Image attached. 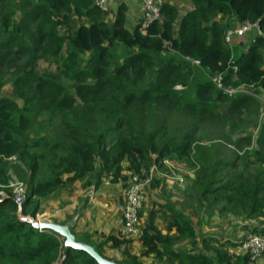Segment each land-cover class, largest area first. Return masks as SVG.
<instances>
[{
	"label": "trees",
	"instance_id": "trees-1",
	"mask_svg": "<svg viewBox=\"0 0 264 264\" xmlns=\"http://www.w3.org/2000/svg\"><path fill=\"white\" fill-rule=\"evenodd\" d=\"M18 1L14 7L10 0H0V73L6 66L10 69L16 56L31 55L32 61L14 72L13 96L3 95L6 83L0 76V264H101L87 251L67 247L65 238L55 237V230L39 231L34 221L41 211V200L76 181L85 180V187H90L93 173L98 185L105 173L112 176L113 183L120 179L126 182L125 162L129 163L128 171L144 179L155 166L166 165L165 160L192 162L206 152L197 140L200 125L226 117L234 119L254 106L260 107L253 95L231 98L212 78L222 74L227 86L253 85L257 94L264 93V37L248 41V49L237 56L225 42L233 18L259 21L264 31V0H165L162 20L144 30L139 24L133 29L127 26L124 3L111 22L96 0ZM178 2L191 3L193 8L181 16ZM18 11L23 14L20 22L14 19ZM27 22L37 26L30 28ZM118 46L123 48L124 57L112 67L113 51ZM38 52L63 61V74L75 84L73 91L60 77L42 76L37 71ZM164 52L176 56L159 61ZM87 53L88 63L81 67V56ZM186 56L200 61L198 67L208 80H196V65ZM152 72L157 76L141 86ZM191 83H198V100L183 103L176 88ZM18 99L24 100V107ZM79 100L84 103L81 107L77 106ZM224 100L229 103L225 114L219 106ZM181 109L193 118L172 136L169 112ZM42 113L60 119L54 143H48L47 134L35 128L41 125L37 119ZM32 135L38 137L30 140ZM262 135L264 126L256 140L259 160L252 169L238 170L237 159L203 164L196 180V185L203 186L200 201L205 198L212 206L223 204L222 213L246 222L264 220ZM253 142L254 136L248 134L236 144L243 148V144ZM235 150L241 154L239 148ZM16 157L26 168L16 172L27 180L29 188L22 206L14 201L9 188L11 172L16 168L10 160ZM44 170L48 175L39 181V171ZM64 175L70 176L68 183ZM123 186L127 188V184ZM177 206L169 198L154 200L148 219L143 221L139 238L143 249L138 255L130 251L133 239L121 234L88 244L110 261L104 247L123 248V260H113L118 264H143V258L157 264H259L264 254L253 260L241 248L244 240L237 247L239 252H231L218 239L220 232L205 234L204 217L196 221ZM249 228L253 232L246 239L260 230L259 226Z\"/></svg>",
	"mask_w": 264,
	"mask_h": 264
},
{
	"label": "rangeland",
	"instance_id": "rangeland-1",
	"mask_svg": "<svg viewBox=\"0 0 264 264\" xmlns=\"http://www.w3.org/2000/svg\"><path fill=\"white\" fill-rule=\"evenodd\" d=\"M11 6L14 5L16 7L17 4H19L18 0H10ZM176 4V2H174ZM181 2L177 3V6L181 9L184 8L182 6ZM182 6V7H181ZM20 8H23L21 5ZM29 9V8H27ZM22 11H18L14 15V19L18 22L22 21ZM112 15L110 12H107L106 19L109 21H113ZM27 26L30 28H35L37 26L36 23L27 22ZM232 22H230L229 28H232ZM62 31L64 32L65 29L62 28ZM245 40V41H244ZM248 41L246 39H236L234 41V44L232 45L234 56H237L239 54V50H243L246 47H248ZM238 47V48H237ZM113 55L115 56V59H112L111 66L114 67L115 62H122L124 50L121 46H118L114 49ZM176 56L173 52H164L162 53V58L159 59V61H168V59L172 56ZM38 57L35 68H37V71L41 73L42 76L49 75H56L60 77L61 83L67 87L69 90L73 91V87L75 84H73L70 80L66 78V76L63 74V61H57L56 59L52 58L48 55H43V53L38 52L36 54ZM32 56L29 57L25 56H16L11 63V67L8 70V67L6 66L1 70L0 76L4 77V81L6 83V87L3 90L4 96H13L14 92V77L17 74H14L15 71H18L20 67H24L28 61H32ZM90 58V53H87L86 55H82L80 59V65L81 67H85L88 63V60ZM111 67V68H112ZM196 80L198 82H202L204 80H208L207 74L198 66H196ZM157 76V74L152 72L151 76L145 79L143 84L141 86H145L147 82L150 80V78H154ZM197 84H192L183 87L181 85L177 86V90L181 93L183 96V103L186 102H196L197 94ZM262 96H264V93H262ZM241 96L234 97L238 99ZM264 98V97H262ZM259 101L260 107L254 106L250 111H246L242 115L235 117L234 119H231L230 117H226L224 120H217L213 121L210 120L206 124H202L199 126L198 133H197V140L205 147L206 152L204 154H198L192 162L185 161V160H178V159H169L170 160V166L162 165L159 167V170L153 171V182L150 185V189L152 191H157L153 194L156 198V200H167L168 198L175 202L177 208L183 210L185 213L189 215V217H193L196 221L201 220L204 217V221L206 220V232L205 234H209L212 232H220L218 233V239H220L224 244H226V249L231 250V252H236L239 250L237 247L240 246V243L245 240L249 234L252 231L250 229V226H259L260 230L258 234H263L264 232V220L263 219H250L249 222H246L243 220V218L234 216V214H227L222 213L223 204H217L215 206L210 205L207 203V200L205 198L200 201L199 197V191L202 185L198 186L196 185L197 176L201 173L200 168L203 167L204 163H207L208 165H215L216 163H221L222 161H234L237 159L239 169L247 171L246 169H252L254 165L257 164L259 157L256 154V151L259 149L257 147L256 140L260 136V133L262 131V127L264 126V103L263 99H257ZM23 107L25 105L24 100H17ZM33 102L29 105V108L32 107ZM84 103L79 100L77 103V106H83ZM104 106V105H103ZM220 106V112L225 114L226 110L229 106V103L224 100V102L219 103ZM259 109V110H258ZM169 112V111H168ZM170 116L168 117L169 120V131L172 134V136L176 135V133L179 132V130L186 125V123L191 120L193 117L191 115H185L183 114V110H173L172 112H169ZM35 112H31L30 115H35ZM100 116L99 114H97ZM97 116V118H98ZM37 122L41 125H35V128L40 129V132H45L46 135V141L48 143H54L58 135V130L60 128V119L58 116L50 117V114L48 113H42L41 116L37 119ZM46 128V129H45ZM39 134L38 136L40 138L44 137V134ZM32 134H36L32 133ZM248 134H251L254 136V142L251 145L243 144V148L238 147V140L241 137H245ZM38 136H35L36 138ZM263 139H264V135ZM34 135H32L30 140H33ZM42 144L45 145V141H42ZM239 148L241 150V154H239L235 149ZM36 150V149H34ZM238 157V158H237ZM264 158V153L263 156ZM198 159H205V162L199 163ZM210 159V161H208ZM12 162V165L16 167L11 172V181L20 180L27 184V180H22L18 173L16 172L17 169H22L24 172L26 171L25 166L19 164V160L16 158H13L10 160ZM124 171L123 176L127 178V181L125 182L123 179H120L119 183L124 185L127 184V187L130 183V181L136 177L140 179L141 178L138 174H133V172L128 171L129 163H124ZM47 168L43 167L42 169ZM152 175V173L150 172ZM148 176H151V175ZM48 175L47 171L44 170L43 172L39 171L38 180L40 181L44 176ZM105 175V182L112 181V176ZM103 175V176H104ZM69 175H64V182H67ZM90 178L97 179L96 174L93 173ZM110 178V179H109ZM82 182V183H81ZM68 183V182H67ZM113 183V182H112ZM118 183V182H117ZM155 183V184H153ZM76 182L68 187H64V190H67L68 192H74L75 188H84L85 187V180L80 181L77 185H75ZM120 184H116L117 186L121 187ZM28 185V184H27ZM75 186V187H74ZM197 186L199 189L196 191ZM113 187V186H111ZM126 188V187H125ZM124 188L123 194H125L126 189ZM85 189V188H84ZM4 194L6 191H3ZM159 192V193H158ZM158 193V194H157ZM52 197V196H51ZM50 197V198H51ZM150 201H152V197L150 196ZM49 200H41L42 207L41 211L38 213L35 222L43 221V214H45L47 211V201ZM149 197L147 199V196L145 198L144 207L148 205L149 203ZM144 213V208L141 212V219L142 214ZM215 215V217H214ZM38 218V219H37ZM250 223V225H249ZM142 228H143V221H142ZM256 234V233H255ZM235 246V247H234ZM206 248V247H205ZM240 252H244L242 249ZM259 264H264V255L258 260ZM261 261V262H260ZM157 264V263H154Z\"/></svg>",
	"mask_w": 264,
	"mask_h": 264
},
{
	"label": "crops",
	"instance_id": "crops-1",
	"mask_svg": "<svg viewBox=\"0 0 264 264\" xmlns=\"http://www.w3.org/2000/svg\"><path fill=\"white\" fill-rule=\"evenodd\" d=\"M123 3L127 9V26L133 29L140 23L141 7L137 0H113L109 5V12L113 16L112 19L114 21L118 8ZM181 4L184 6L183 9L179 7L181 16L193 8L191 3ZM231 22V27H235L240 23L235 18H233ZM246 40L250 41L249 38H246ZM247 49L248 47L239 50V54ZM104 180L105 175L102 177L99 185L97 179H92L90 187H84L85 189L75 188L73 193L64 189L56 192L47 201L48 208L46 209V213L50 215L45 217L47 222L49 221L57 227L68 228L69 233L74 237L78 245L89 246L94 250L95 247L88 243L99 244L111 234L120 235L124 225V186L119 182L112 183L111 180L108 182ZM78 183H80V181H76L75 185ZM116 184H120L121 187ZM152 190L150 188L146 189V196L147 199L149 197V203L144 207V213L142 214V221L144 222L148 219L149 210L154 200H156V198H153L156 194L153 193L157 191ZM150 196L152 197V201H150ZM52 229L55 230L54 228ZM64 237L67 241V237L65 235ZM130 247L131 253L137 255L140 254L143 249L140 239L133 240ZM103 253L106 257L111 259V261H120L124 258L123 248L114 249L106 246L103 249ZM141 261L143 264H154V261L149 258H143Z\"/></svg>",
	"mask_w": 264,
	"mask_h": 264
},
{
	"label": "built area",
	"instance_id": "built-area-1",
	"mask_svg": "<svg viewBox=\"0 0 264 264\" xmlns=\"http://www.w3.org/2000/svg\"><path fill=\"white\" fill-rule=\"evenodd\" d=\"M113 0H96V5L104 12H109V5ZM141 7L140 14V28L142 30L147 29L155 22L162 20V8L165 0H137ZM258 37H264V31L261 28L259 21L240 22L237 26L229 28L225 35V42L232 47L236 39L255 40ZM187 61L193 62L196 66H200V61L192 60L189 56H186ZM236 69V68H235ZM213 83L220 90H223L231 98L238 96L253 95L258 99H263L262 94L256 93V88L253 85L243 84L237 87L227 86L224 82V75L219 74L212 78ZM167 166H170V161H164ZM153 171L159 170L158 166H155ZM153 174V172H152ZM153 180V175L147 179H140L138 177L132 179L124 194L123 204V217L124 225L121 230V235L129 239H139L142 235V219L141 212L144 208L146 189L150 187ZM9 188L12 191V197L14 201L19 205L27 200L29 194L28 185L20 180L10 181ZM5 195L4 192H1ZM46 216H50L48 213L43 214V221L35 222V226L40 232L52 229L47 224H52L45 219ZM38 219V218H37ZM56 231V230H55ZM55 237L58 239H64L62 233L56 231ZM241 248L244 251H248L253 260L260 258L264 254V236L253 235L250 238L244 240L241 244Z\"/></svg>",
	"mask_w": 264,
	"mask_h": 264
},
{
	"label": "water",
	"instance_id": "water-1",
	"mask_svg": "<svg viewBox=\"0 0 264 264\" xmlns=\"http://www.w3.org/2000/svg\"><path fill=\"white\" fill-rule=\"evenodd\" d=\"M47 226L54 228L58 232L64 234L67 237L66 246L67 247H74L77 249H82L90 253L92 256H94L101 264H118L113 261L106 260L102 258L93 248L89 246H80L76 243L74 237L69 233L68 228H61L57 227L54 224H47Z\"/></svg>",
	"mask_w": 264,
	"mask_h": 264
},
{
	"label": "clouds",
	"instance_id": "clouds-1",
	"mask_svg": "<svg viewBox=\"0 0 264 264\" xmlns=\"http://www.w3.org/2000/svg\"><path fill=\"white\" fill-rule=\"evenodd\" d=\"M241 97H243V96H241ZM29 195V194H28ZM57 231V230H56ZM63 235V234H62ZM63 238H65V237H63ZM65 240H66V238H65ZM65 243H66V241H65Z\"/></svg>",
	"mask_w": 264,
	"mask_h": 264
}]
</instances>
